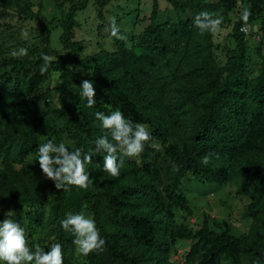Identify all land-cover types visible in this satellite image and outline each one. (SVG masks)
Wrapping results in <instances>:
<instances>
[{"label": "trees", "instance_id": "1", "mask_svg": "<svg viewBox=\"0 0 264 264\" xmlns=\"http://www.w3.org/2000/svg\"><path fill=\"white\" fill-rule=\"evenodd\" d=\"M87 1L71 4L56 21L64 51L48 66L53 65L58 74L56 105L35 111L37 88L46 73L40 72L42 54L48 55V27L53 20L32 14L24 0H0V7H15L38 19L46 39L34 51L35 59L19 56L0 61V221L9 208H41L50 199L54 208L60 194L79 189L58 190L36 169L16 168L28 155H37L40 140L55 132L49 123L61 120L70 131L73 146L69 150L79 147L87 151L103 135L94 114L120 110L126 119L151 126L161 148L150 161L148 154L153 149L145 145L138 164L124 160L119 177L103 170L104 153L92 157L87 171L93 183L87 190L79 189L80 206L94 218L105 245L101 252L78 255V264H171L170 247L177 240L191 242L185 255L187 264H219L221 260L264 264V70L254 80L246 81L243 76L242 21L236 22L231 33L235 51L225 54L221 68L205 56L185 63L194 32H200L193 20L156 23V0H151L149 23L136 36L132 50L116 40L114 52L81 57L83 47L71 41V33L74 15ZM92 1L102 8L111 0ZM165 1L175 10L182 9L179 0ZM221 2L229 9L235 0ZM249 6L252 15L260 13L264 0H248ZM69 66L92 75L80 77ZM11 73L14 92L8 94ZM84 79L93 81L97 103L92 108L85 106L75 87ZM172 87L179 91L178 96L167 104ZM205 155L211 156L207 166L201 163ZM156 160L164 163L168 177L161 188ZM170 162L179 170L174 172ZM187 173L218 186L233 184L238 192L253 197L245 211L251 222L244 235L230 234L226 225L215 232L206 217L195 231L173 222L174 208L191 215L179 192L180 180ZM57 237L63 264H74L67 240L61 233Z\"/></svg>", "mask_w": 264, "mask_h": 264}, {"label": "rangeland", "instance_id": "2", "mask_svg": "<svg viewBox=\"0 0 264 264\" xmlns=\"http://www.w3.org/2000/svg\"><path fill=\"white\" fill-rule=\"evenodd\" d=\"M29 3V11L39 13L44 20H53L48 27L49 36L47 39L48 56L50 62L54 63L63 53L58 38L60 28L56 21L61 20L68 7L80 0H24ZM158 13L156 23L193 20V17L200 11L218 12L223 17V24L215 34L204 33L193 36L189 44L188 58L186 64H190L195 58L204 56L211 60L216 68L225 64V54L235 51V43L231 38L234 25L240 20V12L248 6V0H235L234 6L226 9L221 0H179L181 10H175L165 0H156ZM240 1L241 5H238ZM151 0H111L104 7L98 8L92 0L86 2L85 8L74 15L75 26L72 29L71 41L80 42L83 50L81 57L96 52H114L116 50V39L111 37L107 31L111 18H115L121 34L127 36V41H122L121 46L127 50L133 49V43L149 23ZM243 24V22H242ZM41 23L38 19L27 17L26 14L18 11L15 7H0V61L4 58L25 56L28 59H35L34 51L45 45V34L40 32ZM249 30L243 34L244 59L243 76L246 81L254 80L264 70V8L260 13L253 14L248 21ZM198 51L196 53L195 48ZM21 49L27 50L23 54ZM15 53V55H13ZM70 70L80 77L87 75L86 72L77 66H69ZM8 71V70H7ZM11 81L7 84L8 94L14 92L13 74H10ZM59 86L58 74L51 65L43 81L37 88L38 100L33 108L35 111H42L56 105V87ZM178 90L172 87L168 90L166 103L171 104L178 96ZM53 123V124H52ZM49 123L54 126V131L47 134V137L40 140V144L49 140L54 143H65L66 147L73 146L70 131L62 126L61 120H54ZM152 140L146 144L153 152L149 153L148 159L153 161L154 152L161 148L159 140L153 135V129L147 125ZM39 147V146H38ZM139 157H125V161L135 164L139 163ZM37 155L30 154L17 169L32 167L42 174L38 162H35ZM155 168L159 175V187L161 188L168 180L164 169V163L160 160L154 161ZM179 192L187 201L191 215L186 216L173 209V222L185 225L191 231L199 229L202 219L206 217L211 230L219 232L223 226H228L229 233L234 236L244 235L249 229L250 217L245 211L253 197L240 193L233 184L218 186L206 182L202 176L187 173L180 180ZM80 190L76 189L71 194L62 193L56 200V206H51L52 199L41 208L23 207L18 211L9 208L7 212H14L12 219L20 223L27 233V244L30 248L39 244L45 251L53 243H58L57 235L62 234L67 240L68 254L74 264H78V255L72 243L73 236L60 227V220L65 218L67 213L77 214L80 212L90 214L80 206ZM6 213L3 219L7 218ZM2 219V220H3ZM191 245L190 241L177 240L170 247L169 261L171 264H187L185 255ZM2 264V262H0ZM219 264H230L221 260ZM240 264H246L241 260Z\"/></svg>", "mask_w": 264, "mask_h": 264}, {"label": "clouds", "instance_id": "3", "mask_svg": "<svg viewBox=\"0 0 264 264\" xmlns=\"http://www.w3.org/2000/svg\"><path fill=\"white\" fill-rule=\"evenodd\" d=\"M252 15L250 6L240 12V20L243 22L242 32L249 30L248 21ZM193 24L201 34L219 31L223 24V17L218 12L200 11L193 17ZM107 31L111 37L127 41V36L121 34L115 18H111ZM23 54L27 50L21 49ZM15 55V53H13ZM43 64L40 67L41 74L48 69L51 58L42 54ZM82 70V69H78ZM89 76L92 74L87 73ZM75 86V85H74ZM79 97L86 101L85 106L92 108L96 105L95 89L93 81L84 79L79 87L75 86ZM103 135L96 138L93 147L87 151L82 148L69 150L65 143H54L49 140L38 147L37 158L40 171L46 180H51L58 190L68 191L75 186L87 190L93 181L87 171L92 157L98 153H104L103 170L112 177H119L120 168L124 164L125 157H138L146 144L152 140L148 126L142 123H134L126 119L120 110L96 112L94 114ZM211 156L205 155L201 160L202 165L210 163ZM173 171H178L179 166L170 162ZM14 212L6 213L5 219L0 221V262L2 264H63V251L60 243H53L45 251L39 244L30 248L27 244V233L20 223L12 217ZM60 227L73 236V245L77 255L87 256L93 252L103 251L105 240L100 236L94 218L83 212L67 213L60 220Z\"/></svg>", "mask_w": 264, "mask_h": 264}, {"label": "built area", "instance_id": "4", "mask_svg": "<svg viewBox=\"0 0 264 264\" xmlns=\"http://www.w3.org/2000/svg\"><path fill=\"white\" fill-rule=\"evenodd\" d=\"M237 3H238V5H241V4H240V1H238ZM242 26H243V25H241V26L239 27V31H240L242 34H245V32H242V31H241Z\"/></svg>", "mask_w": 264, "mask_h": 264}]
</instances>
